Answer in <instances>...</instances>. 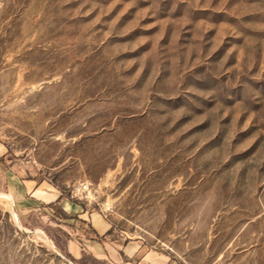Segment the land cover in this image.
I'll return each mask as SVG.
<instances>
[{
    "label": "rangeland",
    "instance_id": "374dc122",
    "mask_svg": "<svg viewBox=\"0 0 264 264\" xmlns=\"http://www.w3.org/2000/svg\"><path fill=\"white\" fill-rule=\"evenodd\" d=\"M28 180L109 250L264 264V0H0V264H139Z\"/></svg>",
    "mask_w": 264,
    "mask_h": 264
},
{
    "label": "crops",
    "instance_id": "0c3cea01",
    "mask_svg": "<svg viewBox=\"0 0 264 264\" xmlns=\"http://www.w3.org/2000/svg\"><path fill=\"white\" fill-rule=\"evenodd\" d=\"M24 193L17 197L18 207L23 209L36 208L41 206L54 207L58 204L63 211L67 213L73 220L78 218L86 227L78 232L85 237L86 249L98 258L111 257L114 261L123 262L125 260H137L139 264H179L177 261L163 254H153V252L145 249L141 243H129L120 250L105 248L103 244L96 241L98 235L105 234L110 226L103 219L102 215L84 208L81 205L70 200L60 190L55 187H46L38 185L31 180L23 184ZM29 193L30 196H29ZM105 243V242H104ZM108 249V250H107Z\"/></svg>",
    "mask_w": 264,
    "mask_h": 264
},
{
    "label": "built area",
    "instance_id": "2783aa9c",
    "mask_svg": "<svg viewBox=\"0 0 264 264\" xmlns=\"http://www.w3.org/2000/svg\"><path fill=\"white\" fill-rule=\"evenodd\" d=\"M92 182L86 181L72 190V196L80 199L88 198L91 193Z\"/></svg>",
    "mask_w": 264,
    "mask_h": 264
},
{
    "label": "trees",
    "instance_id": "16d2710c",
    "mask_svg": "<svg viewBox=\"0 0 264 264\" xmlns=\"http://www.w3.org/2000/svg\"><path fill=\"white\" fill-rule=\"evenodd\" d=\"M67 197V196H66Z\"/></svg>",
    "mask_w": 264,
    "mask_h": 264
}]
</instances>
